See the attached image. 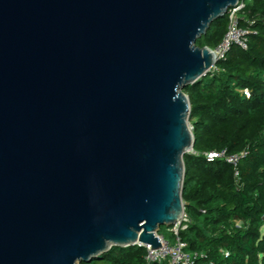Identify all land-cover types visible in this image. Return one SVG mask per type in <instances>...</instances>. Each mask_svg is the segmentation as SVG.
Listing matches in <instances>:
<instances>
[{
  "label": "water",
  "instance_id": "obj_1",
  "mask_svg": "<svg viewBox=\"0 0 264 264\" xmlns=\"http://www.w3.org/2000/svg\"><path fill=\"white\" fill-rule=\"evenodd\" d=\"M242 0H0V264L162 248L194 149L197 41Z\"/></svg>",
  "mask_w": 264,
  "mask_h": 264
},
{
  "label": "trees",
  "instance_id": "obj_2",
  "mask_svg": "<svg viewBox=\"0 0 264 264\" xmlns=\"http://www.w3.org/2000/svg\"><path fill=\"white\" fill-rule=\"evenodd\" d=\"M245 15L257 31L248 49L233 47L214 72L184 90L195 155L184 157L182 196L190 223L179 236L187 252L204 253L214 264H264V0L246 2ZM228 22V14L216 20L197 46L215 50ZM223 151L248 155L238 167L207 161V153ZM147 254L140 246L113 247L83 264H145Z\"/></svg>",
  "mask_w": 264,
  "mask_h": 264
},
{
  "label": "built area",
  "instance_id": "obj_3",
  "mask_svg": "<svg viewBox=\"0 0 264 264\" xmlns=\"http://www.w3.org/2000/svg\"><path fill=\"white\" fill-rule=\"evenodd\" d=\"M246 2L242 0L237 7L230 9L228 12L229 22L228 30L220 45L213 50L214 55L218 61L226 58L228 53L233 47H239L242 50H247L250 42V38L253 35H257V31L254 28L256 21L246 17ZM245 24L246 27H243ZM216 70V66L213 67L211 72ZM247 97H250L248 90L244 92ZM191 154L195 155L192 151ZM248 155L247 151L241 153L229 155L226 151L223 152H210L206 154L208 162H214L217 160L226 161L227 163L233 164L238 167L240 161ZM238 176V173H236ZM190 223L186 213L180 221L173 227L168 229V232L174 237V241L171 243L166 237L159 232L156 237L159 239L162 248L157 250H150V245L139 244L137 246L144 247L148 254L146 256L145 264H214L209 261L208 257L204 253H189L187 252V244L181 241L180 232L188 228ZM225 258L229 257V252L222 251Z\"/></svg>",
  "mask_w": 264,
  "mask_h": 264
},
{
  "label": "rangeland",
  "instance_id": "obj_4",
  "mask_svg": "<svg viewBox=\"0 0 264 264\" xmlns=\"http://www.w3.org/2000/svg\"><path fill=\"white\" fill-rule=\"evenodd\" d=\"M250 0H245V2H249ZM169 229V227H167V226H162L161 228H160V231H161V234H164L165 235V237H166V239L167 240H171V234L169 233V232H167V230Z\"/></svg>",
  "mask_w": 264,
  "mask_h": 264
}]
</instances>
